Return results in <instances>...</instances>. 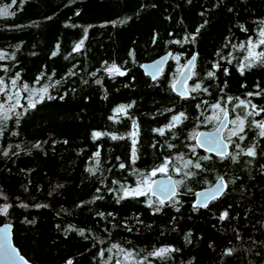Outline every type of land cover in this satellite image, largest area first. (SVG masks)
<instances>
[{
	"label": "trees",
	"instance_id": "trees-1",
	"mask_svg": "<svg viewBox=\"0 0 264 264\" xmlns=\"http://www.w3.org/2000/svg\"><path fill=\"white\" fill-rule=\"evenodd\" d=\"M0 7L11 10L0 15V79L47 89L34 108L23 89L0 115V206H8L0 224L13 225L14 245L29 262L116 264L120 246L141 264H264V136L254 124L264 121V62L239 71L248 40L257 42L264 28V0H0ZM165 52L171 56L151 80L141 63ZM194 54L190 94L180 96L172 85ZM113 64L124 75L109 74ZM240 100L251 102L252 115ZM120 105L132 106L114 112ZM222 109L231 115L227 157L194 142ZM239 113L247 116L243 140L231 135ZM250 147L255 156L245 154ZM165 161L177 196L162 204L148 191L119 199L122 187ZM219 177L223 194L194 205L196 191ZM160 248L173 251L149 255Z\"/></svg>",
	"mask_w": 264,
	"mask_h": 264
},
{
	"label": "water",
	"instance_id": "water-1",
	"mask_svg": "<svg viewBox=\"0 0 264 264\" xmlns=\"http://www.w3.org/2000/svg\"><path fill=\"white\" fill-rule=\"evenodd\" d=\"M171 54L169 52L163 53L160 57L153 58L151 60H148V62L144 61L141 63V68H143V72L146 74L147 77H150L151 80H155L158 76L161 75L162 70H164L168 59L170 58ZM193 56L196 57V54ZM193 56L189 59L191 60ZM188 60V61H189ZM157 68L159 69L157 71ZM192 69H194V65H185L183 70H181L177 77L175 78V84L176 89L172 90L173 92L178 93L180 96L187 97L188 94H190V91L187 89V82L190 81V78L192 76ZM189 73L190 75L188 77H185L183 74ZM173 86V85H172ZM181 93H186L185 95H181ZM227 111V116H225V112L221 119L217 122V124L214 126V129H202L195 133L194 135V142H196L197 147L200 148V150L207 151L209 153H212L213 155H218V151L221 149V144L226 146V151L224 156H228L230 151V142L229 140H226L224 138V132L227 130V126L229 125L231 115L229 114V111ZM224 123H221V122ZM214 137L216 138L217 143L216 144H201L200 142L203 141L205 138ZM216 149L210 151L209 149ZM221 177L218 178V180ZM217 180V182H218ZM155 183H150L151 190L148 186V193L151 194V196L154 198H157L160 201L167 202L171 197L178 195V187L177 182L175 180V177L169 173L163 174H157L153 177L151 180ZM169 184L173 187H175L176 191L175 194L171 193H164L157 190V186L161 183ZM213 183L210 186L204 187L203 189H198L196 191V196L194 200V205L205 208L208 205V202L216 198L219 195H222L225 188V179H223V185L221 186V191L217 192V186L218 184ZM207 193L208 198L205 200L203 198L204 194ZM206 205V206H205ZM12 228L13 225L9 222H3V224H0V264H33L32 262H29L26 257L22 254V252L14 245V238L12 236Z\"/></svg>",
	"mask_w": 264,
	"mask_h": 264
},
{
	"label": "snow or ice",
	"instance_id": "snow-or-ice-1",
	"mask_svg": "<svg viewBox=\"0 0 264 264\" xmlns=\"http://www.w3.org/2000/svg\"><path fill=\"white\" fill-rule=\"evenodd\" d=\"M15 2H16V0H13V3H15ZM3 14H6V9H0V15H3ZM121 22H123V21H121ZM113 23H115V22H113ZM201 27H203V25H201ZM198 31H199V29H197V32H198ZM259 37H260V39L255 43V46L264 45V28H261V29H260V31H259ZM193 39H195L194 36H193ZM83 43H84V41L81 40L78 44H76V45H75V48H74V51L79 50V49L83 46ZM240 47L243 48V47H244V44H241ZM253 47H254V42H253L251 39H249V40H248V56H246V57L244 58V62H242V63L240 64V66H239V71L241 72V74H243L245 68H250V67H252L253 64H254L255 62H257L258 60L261 61V62H264V52L256 53V52H254ZM57 48H58V46H57ZM56 54H57L56 52H53V53H52L53 56H55ZM3 58H4V57H3V54H0V59H3ZM176 59L178 60L179 57H176ZM194 61H195V56H193V58H192L191 60L188 61V65H194ZM214 67H216V65H214ZM158 70H159V69L157 68V71H158ZM106 71H107L109 74L118 73L119 75H124V73L121 72V71L117 68V66H116L115 64H113V65H111L109 68H107ZM225 72L227 73V69H225ZM93 75H94V74H93ZM183 75H184L185 77H188L190 74H189V73H184ZM213 75H214L213 72H209V73H208V76H210V77L213 76ZM96 82H97V83H100V81H96ZM12 83H13V85H15L16 81L13 80ZM0 85H3V80H2V79H0ZM27 87H28L27 85H24L25 90H27ZM172 87H173V90L176 89V85H175V84H173ZM199 88H200V85L197 84V85L195 86V88L192 89V91H195V90H197V89H199ZM3 91H4L3 87H0V92H3ZM40 91H41V92H46L47 89L44 88V89H41ZM205 91H206V89H205ZM185 94H186V93H181V95H185ZM247 95H248V96H252L253 93H248ZM256 95H259V93H256ZM43 98H44V97L41 96V97H40V100H38V101H36V102H32L31 100H29V105H28V107H29V108H34V107H35V104H36V103H39L40 101H42ZM9 99H11V97H9ZM231 99H232V98L229 97V100H231ZM250 103H251L250 101H247V102H246V101H244V100H240V101H239V105H237V107L243 106V107L247 108L248 105H249ZM131 106H132V105H120L118 108L114 109V112H116V113H123V112L125 111V108H130ZM2 107H3V105H0V108H2ZM213 107L219 108L220 105L217 104V105H214ZM251 107H252L253 109H255V108H256V105L253 104V105H251ZM233 110H234V109H233ZM222 111H224V112H225V116H227V111H226V110H223V109H222ZM261 111H264V109H261ZM252 114H253V113H248V115H252ZM256 114H258V113H256ZM183 116H184L183 113H180V114L177 115V116H173V117H172V122L168 125V127H169V128L175 127V125L181 121V118H182ZM113 118H114V117H110V119H113ZM246 118H247L246 116H245V117H240V116H238V117L236 118V120H233V121H232L233 124H237V123H238L239 128H238V131H237V130H233V131L231 132V135H237V136H239V138H240L241 140L244 139V137H243L242 135H239V134L242 133L243 130H244V123H245ZM221 123H224V122L222 121ZM254 124H255L256 127H258V128L261 129L259 135H260V136H264V121H257V122H254ZM155 131L159 132L160 134H163V133H164V129H163V128H161V129H156ZM92 135H93V139H95V138H97V137H99V136H101V135H104V134H103V133H100V132H93ZM129 135H130L131 137H133V139H132V156L135 157V156H136V147H135V146H136V143H137L135 137L137 136V131H133V132H131ZM118 138L122 139L123 137L112 136V139H118ZM200 143H201V144L207 143V144H210V145H211V144H216L217 141H216V138H214V137H209V138H205V139H204L203 141H201ZM37 146H38V145H37ZM169 147H172V145H169ZM209 150L212 151V150H216V149H212V148H210ZM225 151H226V146L223 145V144H221V149L218 151V154H220V155L223 157V156L225 155ZM242 151H243V150H242ZM5 154H6V153H5ZM245 154L248 155V156H255V155H256V152H255V150H254V147H250V148H248V149H247V152H246ZM95 155H96V156H99V152H97ZM233 160H235V157H233ZM168 163H169V161H165V163H164L163 165L159 166L157 169H155V170L152 172V175H155V172H156V171L165 172L166 169H167V165H168ZM189 163H190V162H189ZM120 167L123 168L124 165L121 164ZM195 167H196V168H200L201 165H200L199 163H196V164H195ZM89 171L94 172L95 169H89ZM177 171H178V170H177ZM187 175L190 176V175H192V173H187ZM144 183H147V181H144ZM152 183H155V182L153 181ZM217 184H218V186H217L216 191H217V192H220V191H221V186L223 185V178H222V177L218 180ZM149 189L151 190V186H150V185H149ZM157 190L160 191V192L171 193V194H175V191H176L175 187H173V186H171V185H169V184L163 183V182H161V183L157 186ZM129 195H131V196H140V195H146V193H145L144 191H141V190H140V186H139V184H138L137 188H135V189H131V190H129V189H124V190H123V195L120 196L119 199H124V198L128 197ZM203 198H204L205 200H207V198H208L207 193L204 194ZM160 203L162 204L163 201H160ZM149 206L151 207V203L149 204ZM205 206H206V205H205ZM7 208H8V206L0 207V214H4V213H6V212H7ZM159 210H160L159 208L156 209V211H159ZM227 216H228V213H227V212H224V213L220 216V219H221V220H224ZM80 234L83 235V231H82V230H81V233H80ZM113 247H118V246L114 245ZM170 251H173V249H170V248H160V249H157L156 251H154V252H152V253H149V255H152V256H158V257H163L166 253H169ZM231 251H232L231 249H228L227 252H226V254H231ZM129 255H130V254H129ZM145 259H146V258H145ZM69 264H71V262H69Z\"/></svg>",
	"mask_w": 264,
	"mask_h": 264
},
{
	"label": "rangeland",
	"instance_id": "rangeland-1",
	"mask_svg": "<svg viewBox=\"0 0 264 264\" xmlns=\"http://www.w3.org/2000/svg\"><path fill=\"white\" fill-rule=\"evenodd\" d=\"M0 9H6V14H3L5 16L11 12L9 7H7V8L0 7ZM255 43H254V47H253L254 52H256V53L264 52V45L255 46ZM184 67H185V65H180L181 70H183ZM8 86H10V87H8ZM0 87H3V89H4L3 92H0V105H3V107L0 108V115H2V114L4 115L7 113H10L11 109L14 108V106L16 105V103L18 101H20L18 97L19 96L21 97L22 91L25 88H24V86L21 87V86L16 85V83H15V85H13L12 81H10V84H8L7 86L3 82V85H0ZM41 89H44V86L27 87L26 92L29 93L28 94L29 96H27V98H28L27 101L29 102V100H31L32 102H36L37 100H40V97L43 96V94L45 93V92H41L40 91ZM9 97H11V99H9ZM248 108H249V105L247 108H245V107L242 108L243 112L245 114L248 113V111H249ZM239 114H241V113H239ZM245 114H241L239 116L245 117L246 116ZM237 125H238V123H237ZM237 127H239V125ZM163 164L160 163L155 168H153V170L151 172L150 171L147 172L145 174V176L142 177L141 181H139V183H137L136 185L128 186V187H122L121 188L122 194H123L124 189H129V190L135 189V188H137L138 184L140 186V190L144 191L146 193V191H148V186L152 182L151 179L153 178V176H155L157 174L165 175L167 173V171L169 170L168 165H167V169L165 172L156 171L155 175H152V172ZM144 181H147V183H144ZM0 207H3V205H1ZM116 254H117V260L115 262L116 264H141V262H142V260L140 258L136 257L133 254H130V252H128L127 250H124V248H122L120 246L118 248H116Z\"/></svg>",
	"mask_w": 264,
	"mask_h": 264
},
{
	"label": "flooded vegetation",
	"instance_id": "flooded-vegetation-1",
	"mask_svg": "<svg viewBox=\"0 0 264 264\" xmlns=\"http://www.w3.org/2000/svg\"><path fill=\"white\" fill-rule=\"evenodd\" d=\"M217 124V123H216Z\"/></svg>",
	"mask_w": 264,
	"mask_h": 264
}]
</instances>
